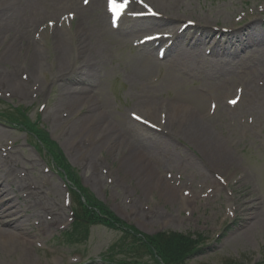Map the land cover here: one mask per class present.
<instances>
[{"label": "rangeland", "instance_id": "rangeland-1", "mask_svg": "<svg viewBox=\"0 0 264 264\" xmlns=\"http://www.w3.org/2000/svg\"><path fill=\"white\" fill-rule=\"evenodd\" d=\"M151 1L165 7L166 0ZM84 4L85 0H77L76 6L83 8ZM180 8L174 14L189 23L200 16L224 30L228 23L237 29L252 18L264 23V0H183ZM100 14L92 10L80 18L74 0H0V18L11 25L7 32L14 35L17 31L33 44L26 49L25 41L15 62L0 63V77L12 73L26 86L19 95L0 85V110L9 105L27 108L30 120L38 119L39 127L58 144L81 186L140 233L202 235V253L188 264L227 260L264 264L261 107H247L243 98L230 106L211 71L196 69L185 75L169 58L158 57L159 47L137 46L149 34L111 29L110 23L99 20ZM79 28H86L91 37L87 63L77 43ZM258 35L264 37V24ZM32 51L37 61L31 75L26 61ZM241 87L235 85L234 96ZM223 99L229 111L221 109ZM71 102L72 108L68 107ZM172 109L194 112L199 125L216 133L213 136L231 163L214 166L211 157L186 136L187 126L171 119ZM98 117L115 127L117 135L108 137L103 125L96 124ZM79 122L94 134L80 132ZM33 145L23 130L0 121V152L17 162L28 181L43 187L46 203L64 211L53 230L34 239V264H115L108 251L121 236L117 231L97 225L90 228L82 245L64 241L63 234L72 222L71 186ZM126 147L137 149L142 163L150 166L159 181L176 189L179 198H191L199 191L201 198L195 206L184 207L178 200L177 207L160 199L157 182L142 185L141 180L123 174L120 170L129 160ZM212 183L217 184L215 190ZM244 215L258 218L254 229L240 227Z\"/></svg>", "mask_w": 264, "mask_h": 264}, {"label": "bare ground", "instance_id": "bare-ground-1", "mask_svg": "<svg viewBox=\"0 0 264 264\" xmlns=\"http://www.w3.org/2000/svg\"><path fill=\"white\" fill-rule=\"evenodd\" d=\"M182 1L166 0L163 8L158 7L151 0H143L142 3L129 0L125 10L119 16L114 17L108 10V0H87L83 8L77 7V0H74L75 11L80 18L92 10L100 11L99 20L110 23L111 29L137 33L143 31L149 34L142 43L144 49L159 47L161 50L157 53L161 55L160 59L169 58L172 66L180 69L185 75L196 69L211 71L218 79L220 89L222 87L223 98L229 102L230 106L236 105L240 98H243L247 107L259 108L260 106L264 113V37L256 36V33L260 34V27L264 24L262 20L252 18L243 27L237 29L232 26L233 24L228 23V27H224L225 30L223 27L214 26L207 18L200 16H197L195 23L192 24L184 20V16L174 14V11L182 9L180 8ZM115 2L119 4L123 3V0H115ZM152 6L156 9L154 10ZM148 11H151V15ZM10 27L8 22L0 18V63L5 65L12 61L15 62L18 53L25 48H33V44L29 45L19 32H14V35L7 32ZM77 31L76 38L81 56L86 59V61L83 60L84 63H87L90 59L88 41L91 37L86 28L85 30L79 28ZM11 35L13 36L9 37ZM208 46L209 50L205 51L204 48ZM256 48L260 49L256 50ZM32 52V57L26 61L31 75L36 70L35 62L37 61L35 52ZM59 63L62 64L60 60ZM257 68H263V71L259 72ZM247 72L251 73L252 77L246 76ZM1 76L0 85L6 86L11 92L20 95L26 87L25 83L18 80L12 73L6 72ZM243 76L246 79L242 80ZM239 84L243 90L234 96L233 94L237 93L234 87ZM224 99L220 103L221 109L229 111L230 106L225 104ZM72 105L71 102L68 107L72 108ZM171 111L174 114L171 119L187 126L186 136L198 150L200 149L207 157H211V161L215 162L214 166L221 168L224 164L231 163L230 157L226 152H222L219 141L213 136L216 133L211 132L207 126L199 125L194 112L186 113L179 109ZM96 119H99L96 124L103 125L108 131V134L105 132L108 137L113 134L117 135L116 128L109 127L102 117ZM96 124L93 126L94 130ZM78 126L80 132L94 134L93 130L87 132L83 129V124L80 122ZM106 140L107 138L101 143ZM127 152L129 160L120 171L130 177L133 176L135 180H141L142 185L148 186L151 182H157V188L153 186L152 190L154 187L155 190H159L160 199L170 201L177 207L179 206L178 200H181L184 207L188 208L195 206V201L201 198L199 191L191 198H179V192L174 194L176 189L159 181L150 166L142 163L137 149L129 147ZM143 164L145 168L139 169L144 166ZM18 168L16 161L0 152V264H34L31 254L36 244L34 239L41 238L53 230V226L58 224V220L64 214L61 206L52 207L46 203L44 199L47 193L43 187L40 188L28 181ZM212 184L215 190L217 184ZM244 216L240 227L245 225V230L254 229L253 226L258 218L250 215Z\"/></svg>", "mask_w": 264, "mask_h": 264}, {"label": "trees", "instance_id": "trees-1", "mask_svg": "<svg viewBox=\"0 0 264 264\" xmlns=\"http://www.w3.org/2000/svg\"><path fill=\"white\" fill-rule=\"evenodd\" d=\"M6 122L25 129L30 136L40 142L47 154L54 160L57 167L64 172L77 192H73L74 220L69 231L63 238L69 245H82L87 242L92 226H103L121 234L118 241L109 248V259L115 264H188V261L202 251V238H194L190 234L161 232L144 235L120 220L107 206L99 202L86 189L67 164L63 153L55 143L50 141L48 134L31 123L22 109L0 112ZM39 146V147H40ZM121 257V258H118ZM223 264H240L227 260Z\"/></svg>", "mask_w": 264, "mask_h": 264}, {"label": "snow or ice", "instance_id": "snow-or-ice-1", "mask_svg": "<svg viewBox=\"0 0 264 264\" xmlns=\"http://www.w3.org/2000/svg\"><path fill=\"white\" fill-rule=\"evenodd\" d=\"M137 2L142 3L143 0H137ZM85 3H87V0H85ZM129 3V0H123V3L117 4L115 0H108V10L112 12L114 17H117L122 13L125 8L127 7ZM232 103H235V101H232ZM136 119H139V117H135Z\"/></svg>", "mask_w": 264, "mask_h": 264}]
</instances>
